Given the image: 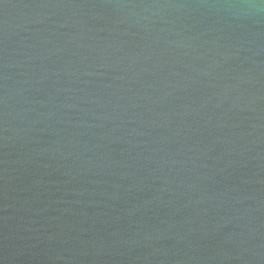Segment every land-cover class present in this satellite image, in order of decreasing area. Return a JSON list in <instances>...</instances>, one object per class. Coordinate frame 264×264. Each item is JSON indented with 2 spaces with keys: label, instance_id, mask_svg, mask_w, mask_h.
I'll return each instance as SVG.
<instances>
[{
  "label": "water",
  "instance_id": "water-1",
  "mask_svg": "<svg viewBox=\"0 0 264 264\" xmlns=\"http://www.w3.org/2000/svg\"><path fill=\"white\" fill-rule=\"evenodd\" d=\"M235 0H0V264H264V23Z\"/></svg>",
  "mask_w": 264,
  "mask_h": 264
},
{
  "label": "clouds",
  "instance_id": "clouds-1",
  "mask_svg": "<svg viewBox=\"0 0 264 264\" xmlns=\"http://www.w3.org/2000/svg\"><path fill=\"white\" fill-rule=\"evenodd\" d=\"M228 9H236L246 18H253L256 23H264V0H235V2L220 5Z\"/></svg>",
  "mask_w": 264,
  "mask_h": 264
}]
</instances>
